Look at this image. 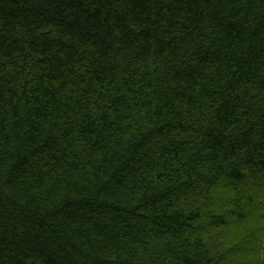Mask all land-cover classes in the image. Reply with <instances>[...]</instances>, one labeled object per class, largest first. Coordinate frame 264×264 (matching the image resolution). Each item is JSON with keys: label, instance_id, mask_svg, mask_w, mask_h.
I'll return each instance as SVG.
<instances>
[{"label": "trees", "instance_id": "16d2710c", "mask_svg": "<svg viewBox=\"0 0 264 264\" xmlns=\"http://www.w3.org/2000/svg\"><path fill=\"white\" fill-rule=\"evenodd\" d=\"M0 264H264V0H0Z\"/></svg>", "mask_w": 264, "mask_h": 264}]
</instances>
